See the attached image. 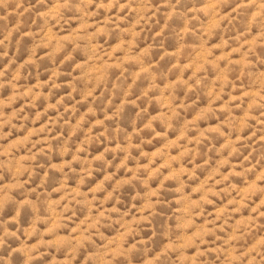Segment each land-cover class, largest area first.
<instances>
[{
    "label": "clouds",
    "instance_id": "1",
    "mask_svg": "<svg viewBox=\"0 0 264 264\" xmlns=\"http://www.w3.org/2000/svg\"><path fill=\"white\" fill-rule=\"evenodd\" d=\"M258 132L264 0H0V264H264Z\"/></svg>",
    "mask_w": 264,
    "mask_h": 264
},
{
    "label": "rangeland",
    "instance_id": "2",
    "mask_svg": "<svg viewBox=\"0 0 264 264\" xmlns=\"http://www.w3.org/2000/svg\"><path fill=\"white\" fill-rule=\"evenodd\" d=\"M205 14H207V9H205ZM215 27H217V21L216 20L210 21L209 30L211 31V29H213ZM56 39L57 38L54 35V33L50 32L49 33V37H48L49 43L41 42V44L36 49H34V51H39L41 47L42 48H48L50 46V43L52 41L56 40ZM115 51L116 50H114V52ZM213 52H214L213 49L206 48V49L203 50V52L200 55L206 59L207 57L212 56ZM219 59L223 60V59H226V57H219ZM28 63L31 64L32 61L29 60ZM191 68H192V65H188L186 68L182 69V71H187L188 69H191ZM203 70H204V66L203 65H197L195 67V73H199V72H201ZM23 71H24V69L20 68L16 72V79L18 81L22 79ZM226 71L227 70H221V73H220V75L218 76L217 79L222 80L225 83H227V80L229 79V77H227ZM195 73H194V77H195ZM181 82H184V81L181 80ZM46 86L47 85L44 84L43 82L37 84V88H43V87H46ZM171 87L174 88L175 85L173 84V85H171ZM190 91H191V89H190ZM214 91H215V88L211 89L209 91L208 95L211 96ZM26 94H31V90H29V92L26 93ZM38 99H39V97H37V100ZM217 99H219V97H217ZM170 102L171 101H168L169 104H170ZM149 107H151V105H149ZM202 117L206 118L207 117V113L206 112H202L201 114L197 115V117L194 120H189L186 123V125H185V136H187V134H188V132H187L188 126L191 125V124L198 123L201 120ZM174 118L175 117L172 116V117H169L168 119L172 120ZM228 126H230V125H228ZM241 129L244 132L247 131V123L245 121L241 122ZM208 131L211 132V133H220L221 136H223V134H224L223 133V129H221L220 127L211 128ZM257 135H264V132H258ZM183 138L184 137H181L180 139H183ZM206 138L210 139V136H208L206 134ZM192 142H193L192 140H189L190 144ZM231 143H232V141L229 140L227 144H224L223 146H218L217 147L218 152L219 153L225 152L227 150L228 146ZM175 147H179V140L170 141V143L165 146V148H167L169 150H171V149H173ZM158 155H159V153L154 154L153 159H155L156 156H158ZM187 155H188V152H183V153H181L180 156H173V159L179 161V160H182ZM199 155H200L199 150H197L195 159H199ZM211 162L212 161L209 160L206 164L201 165L200 169H198L197 171H191V170H189L187 168H182L181 171L184 172V173H187L188 175H190L193 178H195L197 176V172L202 170L204 167H207L209 164H211ZM227 164H228L227 160H217L216 161V165L217 166L213 167L211 169V171L209 172L207 178L201 180L200 185L198 187H195V188L192 189L193 195H195V194H197V193H199L201 191H204L206 185H208L209 181H211L213 179V177H216L217 179H219V175H220L221 169L225 168ZM177 174L178 173H174V175H177ZM227 179H229V177L225 176L224 180H227ZM219 182L223 183L224 181H219ZM233 188L235 189V185L233 186ZM75 191L77 192V194H79V189H76ZM247 195H248V190H243L241 192V196L247 197ZM223 199H224V197H223V195H221V193L219 192L218 189H211V190L205 192V203L208 205L209 208H215L214 215L216 216L217 220H219L221 218H225V217L231 218V217H235V216H240V219H238L236 221L237 227L246 224L248 222L249 218L241 215L242 211L247 207L245 201L244 200H239L238 201L236 199H233V200H230L229 202L225 203L222 207H216V202L217 201H222ZM233 205H238L235 208L234 211L232 209ZM197 219H200V217H197ZM81 223L83 224V223H85V221H81ZM227 223H228V219H225V224H227Z\"/></svg>",
    "mask_w": 264,
    "mask_h": 264
}]
</instances>
